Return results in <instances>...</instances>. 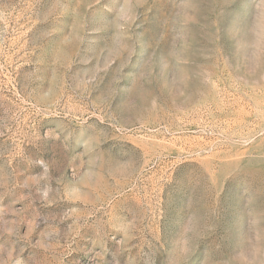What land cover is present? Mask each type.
<instances>
[{
    "label": "rangeland",
    "instance_id": "374dc122",
    "mask_svg": "<svg viewBox=\"0 0 264 264\" xmlns=\"http://www.w3.org/2000/svg\"><path fill=\"white\" fill-rule=\"evenodd\" d=\"M0 264H264V0H0Z\"/></svg>",
    "mask_w": 264,
    "mask_h": 264
}]
</instances>
